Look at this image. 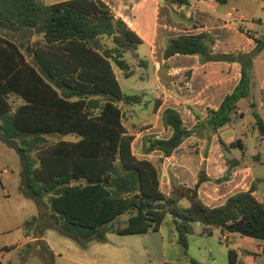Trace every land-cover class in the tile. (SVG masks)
<instances>
[{
	"label": "trees",
	"instance_id": "16d2710c",
	"mask_svg": "<svg viewBox=\"0 0 264 264\" xmlns=\"http://www.w3.org/2000/svg\"><path fill=\"white\" fill-rule=\"evenodd\" d=\"M24 28L39 36L28 55L2 33ZM104 39L113 46L108 47ZM255 42L256 48L249 53L225 54L214 51L215 39L207 32L168 38L166 59L180 54L197 55L204 62H237L242 77L218 109H207L205 117L195 114L197 123L191 129L178 111L165 109L161 121L169 137L145 136L141 152L158 151L169 157L191 136L210 140L231 123L239 113L238 103L250 96L254 85L251 70L264 39L255 38ZM142 43L102 0L51 5L39 0H0V139L20 158V190L46 209L48 216L45 220L34 216L25 227L35 225L38 243L44 245L45 231L53 228L86 247L93 241L106 243L109 233L158 232L170 215L185 249L197 223L210 236L213 227H221L264 240V203L253 194L254 184L224 204L210 207L198 193L200 184L211 180L203 170L195 187L173 183L165 194L162 159L149 160L133 153L134 135L125 125L124 106L140 104L142 98L124 93L115 66L125 78L132 77L134 71L124 54ZM11 95L24 103L14 108ZM252 115L264 137V119L256 111ZM55 134L74 135L76 140L49 142L48 136ZM219 141L225 150L244 147L240 140L230 145ZM233 163L228 160V171L214 181L228 180ZM123 216L127 219L121 220ZM230 256L234 263L233 250ZM52 257L44 264H53Z\"/></svg>",
	"mask_w": 264,
	"mask_h": 264
},
{
	"label": "crops",
	"instance_id": "0c3cea01",
	"mask_svg": "<svg viewBox=\"0 0 264 264\" xmlns=\"http://www.w3.org/2000/svg\"><path fill=\"white\" fill-rule=\"evenodd\" d=\"M102 1L143 40V43L136 49L138 64L137 72L134 71V74H138L139 81V85L134 89L140 92L137 95L141 96V103L133 106L127 105L124 111L127 114L126 119L129 117L132 121L131 127L127 128L134 135L133 153L149 160L162 159V191L168 194L173 183L195 187L203 170L211 179L201 183L198 188V193L206 205L220 206L231 195L248 191L253 184L256 186L253 194L263 202L261 190L264 192V189H261L259 181L264 180V175L258 176L255 166L246 160L247 145L243 139V136L252 134L264 141L252 112L256 111L263 119L264 115L259 111L260 103L251 96L254 89H258L261 96V107L264 108V88H260L254 81L248 97H252L249 104L251 110L248 109L245 112L240 109L239 103L242 99L238 103L239 113L234 115L231 123L223 127L218 134L213 135L210 140L205 137L191 136L169 157H164L158 151L144 155L141 149L145 136L151 135L159 139L169 137L170 132L163 127L161 121L165 109L172 108L178 111L185 126L191 129L197 123L195 114L205 117L207 109H218L225 97L234 91L242 77V67L237 62H204L197 55L180 54L166 59L164 50L168 38L207 32L215 39V52L249 53L256 48L255 38L264 39V29L245 25V15L238 10L237 6L230 5V0L225 4H220L216 0H188L186 5L169 4L167 0ZM252 21L255 23L256 19L253 18ZM258 22L262 24L261 19H258ZM246 31L249 34H246ZM2 33L20 46L26 55L29 54V47L32 48L35 41L39 39L34 30L26 28ZM263 55L264 48L254 58L252 77L258 62L263 61ZM28 60L32 61L31 58ZM121 86L124 91L122 83ZM127 89L133 90L130 86H127ZM10 101L13 102L14 108L24 103L16 95H11ZM252 102L255 103L253 107ZM136 106L148 121H135ZM153 120H155L154 123ZM156 127L159 128L157 132L154 131ZM162 133L166 136L159 135ZM61 136L63 140H69L64 138L68 135ZM220 138L227 145L240 140L244 147H230L225 150L220 144ZM134 146H136V151ZM3 147L12 149L0 139V150H4ZM228 160H234L235 165L229 179L219 183L215 182L214 180L223 177L228 171ZM255 161L261 167L264 166L262 152L255 156ZM216 228L226 233L221 227ZM36 236L32 231L26 230L25 237L19 245L0 248L2 258L5 259L7 254L20 250L28 243L40 240ZM50 236L51 234L45 231L41 240L46 243L47 251L53 256V264H94L92 259L83 254L74 243L64 242L68 247V253L58 251L60 249L53 245Z\"/></svg>",
	"mask_w": 264,
	"mask_h": 264
},
{
	"label": "rangeland",
	"instance_id": "374dc122",
	"mask_svg": "<svg viewBox=\"0 0 264 264\" xmlns=\"http://www.w3.org/2000/svg\"><path fill=\"white\" fill-rule=\"evenodd\" d=\"M49 5L66 0H40ZM230 5L234 4L238 10L245 15V25L248 27H260L264 29V0H230ZM255 18V23L252 19ZM262 20V24L258 22ZM261 25V26H260ZM108 47L113 46L111 40L104 39ZM126 61L131 65L133 71L137 72L138 58L135 49L127 50L124 54ZM264 57V55H263ZM115 72L121 81L126 94H140L136 88L139 85L138 74L125 78L123 72L115 66ZM252 80L260 88H264V58L259 61ZM130 86L133 90L127 89ZM262 106L261 96L258 89H254L252 95ZM252 97L243 99L240 103L242 111L251 110L249 106ZM125 107V106H124ZM259 111L264 115V108ZM135 121L145 122L147 117L134 109ZM134 119V118H133ZM148 121V120H147ZM131 119H126L127 127H131ZM155 120H153V123ZM134 129V128H132ZM154 131H159L156 127ZM165 137V134H159ZM64 138L74 140L75 136L68 135ZM63 139L61 135L48 136L49 142H56ZM247 145L245 157L248 163L255 166L258 176L264 175V166L261 167L255 156L262 152L264 156V141L252 134L243 136ZM0 150V248L16 247L23 241L25 232L32 231L36 235L35 225L25 227V222L34 216H40L44 220L48 219L46 209H40L36 202L26 196L21 190L22 175L21 161L13 149ZM136 151V146H134ZM239 151V150H238ZM261 189H264V180L259 181ZM263 203L264 192L261 190ZM123 216L121 220H126ZM213 234L203 233V227L195 224L194 233L187 238L188 246L185 249L178 240L173 218L168 215L158 232H149L139 235H118L109 233L106 243L90 242L86 247L80 246L75 240L62 235L53 228H48L53 245L60 249L58 251L66 254L69 252L66 243H74L80 248L83 254L88 255L94 264H264V240L255 239L238 233H223L218 228L213 227ZM61 247V248H59ZM236 253L234 263H231L230 251ZM44 255V256H43ZM43 256V257H41ZM2 258V264H44L45 260H50L51 255L47 251L46 245L32 242L26 244L20 250H14ZM55 264V263H54Z\"/></svg>",
	"mask_w": 264,
	"mask_h": 264
},
{
	"label": "built area",
	"instance_id": "2783aa9c",
	"mask_svg": "<svg viewBox=\"0 0 264 264\" xmlns=\"http://www.w3.org/2000/svg\"><path fill=\"white\" fill-rule=\"evenodd\" d=\"M245 33H246V34H249V32H248V31H246Z\"/></svg>",
	"mask_w": 264,
	"mask_h": 264
}]
</instances>
